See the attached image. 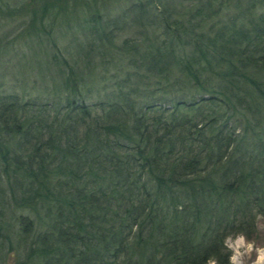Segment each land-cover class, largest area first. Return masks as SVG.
I'll list each match as a JSON object with an SVG mask.
<instances>
[{"label":"trees","instance_id":"1","mask_svg":"<svg viewBox=\"0 0 264 264\" xmlns=\"http://www.w3.org/2000/svg\"><path fill=\"white\" fill-rule=\"evenodd\" d=\"M0 23L15 264H228L225 236L257 235L264 0H0Z\"/></svg>","mask_w":264,"mask_h":264},{"label":"rangeland","instance_id":"2","mask_svg":"<svg viewBox=\"0 0 264 264\" xmlns=\"http://www.w3.org/2000/svg\"><path fill=\"white\" fill-rule=\"evenodd\" d=\"M6 1H9L13 4L14 2L21 1V0H6ZM115 14H117V12ZM0 24L4 25V23H0ZM15 24H17V23L10 24V26L0 27V39L1 40L5 38V35L7 33H10L11 36H8L7 39H9V40L16 39L17 43L21 42V38L18 36V34L20 32H22V29L18 27L15 30H12L11 27H15ZM77 33H78L77 34L78 38H80V39L84 38V36L81 33H79V32H77ZM59 34H61V33H59V31L55 32V37L57 38L55 45H58V47L60 49L68 47V44L71 42V39L69 37L68 38H65V37L61 38V36ZM44 39H46V38H44ZM46 44L48 45L49 51L53 52V49H51L49 47V45H51L50 41H49V43H46ZM23 52L27 55H30L29 53H27V48H24ZM13 54L16 55L14 52H10L11 56H13ZM65 56L69 58V56H67V54H65ZM4 58H5V53H2L0 51V90H4L7 88H9V90H14L16 88L15 84L17 83V80L14 78V76H18L19 74H22V64H24V57L21 56V58L18 61H17V58H15V59L13 58L11 60V62H6ZM40 60L41 59H37V58L36 59L35 58L34 59H28L27 64L32 69H34L36 67L37 68H43V63H40ZM13 73H15V74L12 76ZM4 74H5V76H4ZM3 79L7 85L5 83L1 82ZM101 87H103V84H101ZM4 91H6V90H4ZM2 198H3V195L0 192V204L2 203L0 206V209L3 210V212L0 214V221L2 223H8L11 219L12 214L9 213L8 210L6 209V204L3 201H1ZM21 214H22V212H21ZM23 214H28V213L23 212ZM257 228H258L257 235H254L253 237H251L250 240L255 239L257 241L258 245H264V218H260L257 220ZM12 241H13L12 238H10V239L4 238V237L0 238V264H15V258L17 256L15 254V250H13V251L9 250V247H10L9 244L10 243L13 244ZM13 247L15 249V246H13ZM249 264H250V262H249Z\"/></svg>","mask_w":264,"mask_h":264},{"label":"clouds","instance_id":"3","mask_svg":"<svg viewBox=\"0 0 264 264\" xmlns=\"http://www.w3.org/2000/svg\"><path fill=\"white\" fill-rule=\"evenodd\" d=\"M223 247L231 253L228 256V264H264V245H258L255 239H248L245 232L225 236ZM206 264H220V261L212 255Z\"/></svg>","mask_w":264,"mask_h":264}]
</instances>
